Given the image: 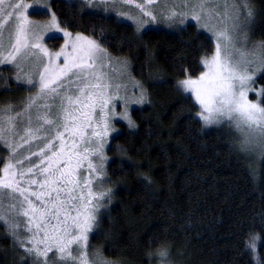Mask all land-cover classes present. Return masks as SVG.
I'll use <instances>...</instances> for the list:
<instances>
[{"label":"trees","instance_id":"trees-1","mask_svg":"<svg viewBox=\"0 0 264 264\" xmlns=\"http://www.w3.org/2000/svg\"><path fill=\"white\" fill-rule=\"evenodd\" d=\"M251 3V43L260 48L264 0ZM51 6L63 28L130 61L149 95L146 106L132 111L134 127L119 124L110 139L97 186L110 199L99 201L89 254L107 264H159L157 254L166 249L170 264H264V159L238 151L239 138L228 128H207L199 106L180 87V81L203 73V59L216 49L213 39L194 23L182 31L138 32L69 0H53ZM63 41L48 43L57 48ZM256 84L264 90V70ZM21 89L2 79L0 106H13ZM251 99L264 107V92ZM18 246L0 223V264H22Z\"/></svg>","mask_w":264,"mask_h":264},{"label":"snow or ice","instance_id":"snow-or-ice-1","mask_svg":"<svg viewBox=\"0 0 264 264\" xmlns=\"http://www.w3.org/2000/svg\"><path fill=\"white\" fill-rule=\"evenodd\" d=\"M147 2L152 4L156 3L157 0H147ZM160 2L181 9L187 8L190 12L207 10L208 14H212L214 10H219L223 6L227 19L232 22L231 31L233 33L237 29L243 31L241 20L250 23L253 18V10L249 0H160ZM116 3L128 4L131 3V0H97V4L104 6H114ZM24 7L22 0L20 2L17 0H0V20L3 21L0 23V48L4 47V28L7 26L8 47L11 49L8 54L10 60L15 59V54L20 53L22 48L28 47L26 41L29 34L27 27L29 22L24 15ZM135 7L140 9L143 15L155 19L152 11H146L143 4L138 3ZM160 15L162 19H167L170 23L175 21L183 24L187 12L182 11L178 21H176L177 13L175 11H169L168 15L161 12ZM143 23L142 20L138 21V24L142 25ZM136 30L140 31V28L137 27ZM64 35H69V33L65 32ZM219 38L224 42L225 53L230 55L234 51L237 54L238 58L234 64L230 67L227 59L221 61V49L218 44L216 54L211 61L204 62L209 68H214L215 71L211 74L205 73L198 80L184 79L180 81V87L185 92H195L196 99L204 106L202 119L205 126L227 122L228 126L233 128L239 136L238 151L249 155L257 154L264 159V107L246 99L244 84L253 79V76L247 73L246 67L242 75H237L235 71L241 62L245 66L256 64L258 68H264V45L260 46V55L255 60H249L244 52L232 44L227 29L219 33ZM33 47L40 48L41 46L36 44ZM71 47L73 52H79L81 55H78L71 64L65 57L64 67L60 69L59 75L54 73L47 79L41 75L37 82L27 79V84L33 85L35 83V86L40 90V95L29 98L25 103L23 112L9 116V121H14L16 117H23L25 112L30 113L34 107H43L47 114L43 116L37 114V127L32 131H26L25 136L21 138L23 141L35 136L36 139L42 141L41 145H37L39 151L32 152V155L38 157V162L32 161L28 156L17 158L16 165L19 166V171H13V165H8L4 168V172L9 173L12 180L9 182L6 179L0 182V189L5 190L0 192V201L3 199L18 200L21 209L27 206V210L21 211L20 214L27 218L28 238L25 240L18 238L17 225L12 227L10 238L19 243L26 256L29 257L31 264H88L84 251L88 238L87 233L95 223L96 214L100 207L99 203L92 204V199L100 201L105 196L110 199L108 193H101L99 197H93L92 192L89 191V199H86L84 204H80L83 197L73 195L80 182L74 176L76 169L72 167L71 156L67 159L64 158L65 147L72 149L76 147V137L79 136L81 139L84 137V125H76L75 120H70V118L73 117L74 112L78 111L83 121H90L92 112H85L83 108L91 109L93 107V104L89 103L93 97L87 95L84 89L86 87L97 89L102 87L100 83L91 85L89 76L98 79L95 76V60L100 59L101 64H103L106 53L95 41L80 36L75 38V43ZM41 51L45 56L48 55L47 49L41 48ZM27 54L26 52L25 55ZM61 55H63V50L56 54V58ZM10 60L6 62H10ZM47 71L48 68L45 67V72ZM233 81L239 83V88ZM108 86L107 84L103 85V87ZM73 88L74 92H72ZM61 89L64 91L62 92ZM261 91L264 92V90ZM47 94H50L48 99L51 100V103L43 102L37 105V100H42L43 96ZM98 99L101 112H103V107L108 103V100L103 98L102 93ZM6 111L10 112L11 109ZM49 115L54 116L55 119H49ZM121 119L128 118L125 115ZM28 120L30 124L31 116L28 117ZM128 123L129 126L134 127L130 120ZM41 124L49 125L48 128L43 129L44 135L39 134ZM107 127L108 124L105 121V130ZM66 133L72 139L71 145H66ZM93 135L100 137L101 133L94 132ZM0 140H3L2 136H0ZM93 154L101 161L99 169L102 170L103 157L99 153ZM25 161H28L27 165H25ZM79 167L82 165L77 161V168ZM88 168L91 171L96 170L91 162H89ZM37 177L40 179L38 180ZM32 186H35L37 190H30ZM61 195L65 196L66 199L61 200ZM30 197L35 198L39 207L34 205ZM89 204L92 206L86 207ZM39 209H43V211H40V219L36 221L33 216L29 215V211L35 214ZM72 211L76 212L75 216H71ZM69 218L71 219V232L67 231ZM0 223H5L3 215H0ZM27 225H31V227ZM38 234L41 235L40 240L36 239ZM25 245L31 246L26 247ZM71 245H75V249L70 247ZM249 247H253V245H249ZM49 251L53 252L51 261L47 258ZM73 251L75 255L72 254ZM157 255L159 264H170V261L167 260L168 251L166 249L159 251ZM97 264H106V262L98 258Z\"/></svg>","mask_w":264,"mask_h":264},{"label":"rangeland","instance_id":"rangeland-1","mask_svg":"<svg viewBox=\"0 0 264 264\" xmlns=\"http://www.w3.org/2000/svg\"><path fill=\"white\" fill-rule=\"evenodd\" d=\"M53 0H22L25 5L23 11L24 15L27 17L29 28L28 39L26 44L27 48H22L20 53L15 54V59L9 58V52L11 49L8 47V32L7 26L4 28V47L0 48V81L6 79L7 81L14 80L18 84L25 87L24 90H20V94H17L16 99H12L11 102L13 106L1 105L0 106V136L3 137V140H0V160L4 162L0 168V182L5 181L6 179L11 182L12 178L9 173L4 172V168L8 165H13V171H19V166L16 165L17 158H23L24 156L30 157L32 161L38 162V157L32 155L33 151H39L37 145H41L42 141L35 138V136L29 137L22 141V137L25 136L26 131H32L37 127V114L47 115L44 112L43 107H34L29 112H25L23 117H16L14 121H9V116H15L17 112H23L26 101L29 98H35L40 95V90L38 87L29 85L26 83L27 79H31L34 82L39 81L40 76L43 75L47 77L53 75H59L60 69L64 67V59L68 58V63L71 64L78 55H81L79 52L72 51V45L75 43V38L80 36L81 38H87L88 40L95 41L94 39L81 34V33H72L71 31L63 28L57 16L53 12L51 3ZM76 5H79L85 8L88 11L107 15L114 16L120 21L129 23L137 29L140 28L138 32H144L148 29H166L169 31H182L184 27L188 24L194 23L198 28L206 33L209 37L215 42V46L220 45L221 49V61L227 59L229 66L231 67L234 62L237 60V54L233 51L230 55L225 53L224 42L219 38V33L221 31L228 30V34L231 38L232 44L235 45V48H239L242 52L245 53L249 60H255L260 54V48L256 44L251 43V27L254 19L252 18L251 22H245L241 20V26L243 31L237 29L236 32L231 31L232 22L227 19L223 6L219 10H214L212 14H208L207 10L204 12H190L187 8L181 9L180 7H173L171 4H162L160 0H157L156 3L149 4L147 0H131V3H116L113 5H100L97 4V0H69ZM20 2V0H17ZM143 4L146 11H152V15L155 16V19H152L151 16L143 15L140 9L135 7L136 4ZM250 6L253 10V15H255L254 6L249 0ZM169 11H175L177 13L176 21L180 19V13L182 11L187 12V15L184 17L185 22L180 24L178 22H169L167 19H162L160 13L164 12L165 15L169 14ZM36 12H47L49 13L48 19H39L33 16V13ZM199 18H193V17ZM144 21V23L138 24V21ZM0 23H3L0 20ZM59 29V30H57ZM137 31V30H136ZM67 32L69 35H64ZM63 38V43L57 48H51L48 40L52 38ZM14 43V40L12 41ZM98 45L99 43L95 41ZM39 44L41 47L36 48L33 45ZM99 47L106 53L103 64H101L100 59L95 60V76L98 79H93L89 76V82L91 85L100 83L102 87L100 89L93 87H86L85 93L93 97L92 101L89 103L93 104L91 109L87 107L83 108V111H91L92 116L90 117L89 122H85L80 118V113L74 112L73 117L70 120H75L76 125H84V137L81 139L79 136L76 137V147L74 149L65 147V156L67 159L71 156L72 167L76 169L74 173L75 178L80 182L79 185L75 188L73 195L82 196L83 199L80 201V204H84V201L88 198V192L91 191L93 197H99L101 189H98L104 178V167L107 163V148L110 144V139L113 135L119 132V124H128V121L131 119V114L134 109L143 108L149 102V95L146 91L144 85L138 81L132 73V64L130 61L112 56L108 53L101 45ZM41 48L47 49L48 55L45 56L41 51ZM63 50V55L56 58L57 53H61ZM28 53L25 55V53ZM216 54L215 52L203 59L204 71L200 75L205 73L211 74L215 71L214 68H209L206 61H211L212 57ZM99 56V53H97ZM10 62H6L9 61ZM45 67L48 68V71L45 72ZM247 70V73L253 76L251 81H246L244 84V90L246 94V99L252 103H260L258 101H253L251 99L252 94H257L258 97L262 94V89L257 87L256 78L264 68H258L256 64L244 65L242 62L239 67L235 69L237 75H242L244 70ZM199 76V77H200ZM199 77L190 78L198 80ZM237 88H239V83L233 81ZM109 85L108 87H103V85ZM31 89L33 91H31ZM182 89V88H181ZM47 92V90H45ZM63 92L64 90L61 89ZM186 95L192 96L194 101L200 108L199 118L202 120V113H204V106L199 103L196 99L195 92H185ZM74 92V88L72 89ZM104 99L108 100V103L104 105L103 112H101V105L99 103L98 97L101 95ZM71 94V93H70ZM50 94L44 95L42 100H37V105L42 104L43 102L51 103V100L48 99ZM15 96V94L13 95ZM261 106V105H260ZM11 109V111H6ZM55 111V109H53ZM206 114V113H205ZM127 116L128 119H121L122 116ZM31 116V123L29 124L28 117ZM49 119H55L54 116L49 115ZM23 121V122H21ZM105 121L108 124L107 130L104 128ZM204 123V122H203ZM90 124V126H89ZM205 125V124H204ZM40 135H44L43 129L49 127V125L41 124ZM207 128H219L226 127L228 130L235 132L236 131L229 127L227 122H222L219 124L213 123L206 126ZM94 132L101 133L100 137L93 135ZM238 136V134L236 133ZM239 138V136H238ZM66 145L72 144V139L69 134H65ZM75 153V154H73ZM93 153H99L103 157V168L99 169L101 161ZM50 154V153H49ZM257 155V154H255ZM77 161H79L82 167L77 168ZM91 162L95 166L96 170L91 171L88 168V164ZM28 164V161H25V165ZM27 178V177H25ZM39 180L40 178L37 177ZM90 182V183H89ZM30 190H37L35 186H32ZM5 190L0 189V192ZM33 200L34 205L39 207L38 202L35 201L34 197H30ZM61 200H65V196L61 195ZM99 203L96 199H92V204ZM92 204L86 205V207H91ZM67 207V205H66ZM27 210V206L24 209H21L18 200L3 199L0 201V215H3L5 218V223L11 231L14 225H17L18 238L20 240H25L28 238L29 233L26 231V221L27 218L21 215V211ZM40 211L33 214L29 211V215L33 216V219L39 221ZM63 215V212H61ZM76 212L72 211L71 216H75ZM83 218V217H81ZM93 224L91 230L87 233V241L85 246V253L87 256L88 264H97L98 256L90 253L91 243H90V233L94 227ZM31 227V225H27ZM67 231L71 232V219L68 220ZM37 240L41 239V235L38 234L36 237ZM16 242V241H15ZM17 243V242H16ZM19 245V243H17ZM26 247L31 245H25ZM22 250V259L20 263L22 264H31L29 257L26 256L24 250L19 245ZM42 247V246H41ZM75 249V245H71ZM75 255V252L72 253ZM53 255L52 251L47 253V258L51 261ZM257 256V255H256ZM28 259L29 262H25ZM107 264V263H106Z\"/></svg>","mask_w":264,"mask_h":264}]
</instances>
